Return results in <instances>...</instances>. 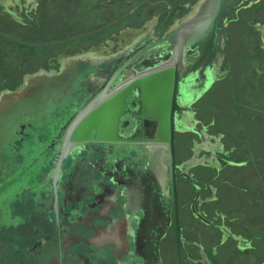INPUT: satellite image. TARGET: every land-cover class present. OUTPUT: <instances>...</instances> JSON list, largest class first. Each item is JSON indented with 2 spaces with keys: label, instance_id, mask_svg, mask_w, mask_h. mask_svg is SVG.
Returning a JSON list of instances; mask_svg holds the SVG:
<instances>
[{
  "label": "water",
  "instance_id": "obj_1",
  "mask_svg": "<svg viewBox=\"0 0 264 264\" xmlns=\"http://www.w3.org/2000/svg\"><path fill=\"white\" fill-rule=\"evenodd\" d=\"M241 1L209 0L199 7L197 40L186 45L195 56L171 61L155 57L153 48L139 59L147 70L137 64L116 69L90 96L59 92L54 83L42 82L25 97L39 91L43 105L36 102L22 114L13 105L3 108L0 120L10 121L0 125V203L12 208L6 213L17 223L0 228V249L10 253L0 264H70L68 259L73 264H148L159 259L167 229L162 228L171 215L165 203L170 205L177 190L173 167L167 179L149 170L151 150L174 144L175 130L183 131L193 104L224 75L226 53L234 78L226 20ZM74 83L78 88L79 81ZM47 101L54 105L49 112ZM26 114L30 121L16 128L14 121ZM154 129L155 138L143 140ZM11 227L18 230L17 239L5 233Z\"/></svg>",
  "mask_w": 264,
  "mask_h": 264
},
{
  "label": "flooded vegetation",
  "instance_id": "obj_2",
  "mask_svg": "<svg viewBox=\"0 0 264 264\" xmlns=\"http://www.w3.org/2000/svg\"><path fill=\"white\" fill-rule=\"evenodd\" d=\"M208 1L0 0V114L42 82L90 96L116 69L137 64L147 70L139 59L153 48L155 57L171 61L195 56L186 45L196 42V15ZM226 21L234 78L225 52L224 75L193 104L183 131L175 130L174 152L171 143L151 150L149 170L167 179L173 167L177 192L165 203L171 215L160 257L148 264H264V103L247 64L238 70L249 82H242L247 90L240 99L234 64L249 40L262 55L253 59L254 70L264 76V0H242ZM6 42L43 50L17 52ZM7 51L23 54L7 60ZM230 79L235 101L226 99V85L218 86ZM155 129L143 140L155 138Z\"/></svg>",
  "mask_w": 264,
  "mask_h": 264
},
{
  "label": "rangeland",
  "instance_id": "obj_3",
  "mask_svg": "<svg viewBox=\"0 0 264 264\" xmlns=\"http://www.w3.org/2000/svg\"><path fill=\"white\" fill-rule=\"evenodd\" d=\"M7 45H10V46H13L14 48H16L15 51L17 52H29L31 54H35L43 49L41 48H33V47H29V46H22L20 44H17V43H12V42H6ZM252 42L249 41V40H246V45L244 46V49L245 51L243 52V54L241 55H238L236 57V59L234 58V64H235V77H236V81H237V89H238V94H239V97L241 100H244L246 98V90L247 88L244 87V82L248 83L245 78L241 77L240 76V73L238 72V70L241 72L242 71V68L244 66H246V64L248 65L247 67V70H248V77H252L253 79V86L254 87V92L257 93V97H259V99L257 100H260L261 102L264 103V76L259 78L258 75L256 74L255 72V68L257 67L256 64L254 63V60L253 59H256L257 56L256 54H259V52L255 51L253 49V46L251 45ZM12 48V47H10ZM23 53H19L18 55H21ZM255 54V55H254ZM18 55H16V57H14V59L17 61L18 59ZM10 57H12L9 52L7 51V54L5 55V58L8 60V59H11ZM12 57V58H13ZM262 55L259 56V58H261ZM242 58V59H241ZM241 59V60H240ZM242 61V62H241ZM233 63V61H232ZM262 63V62H260ZM245 77H247V73H246V70H245ZM257 77V78H256ZM243 82V83H242ZM243 84V85H242ZM224 85H226V99L227 100H230V101H235L238 97V94H236V88H235V84L233 82L232 79L228 80L227 82H220L218 83V86L219 87H224ZM251 87V88H252ZM39 90V89H38ZM45 90L48 92V94L51 96V97H54L56 95H54L53 91L51 89H48V88H45ZM218 91V89H217ZM35 97H31V99L25 97V96H20L19 99H17L15 102H13V108H15L17 110V112H20V114H22L24 111H26L27 113H29V106L33 105V104H36V102H40L44 104V102L42 101V98L41 96H39V91L33 93ZM42 94H45V93H42ZM41 94V95H42ZM237 96V97H236ZM238 97V98H239ZM29 99L30 103L28 104L26 102V100ZM48 105L46 107V110L47 112H49V110H53L54 108V105H53V102L52 101H47ZM41 104V105H43ZM46 105V104H45ZM42 109V107H41ZM19 114V115H20ZM31 118L27 117V114L26 116H19V118L17 120H15V126L16 128L17 127V123L19 122H24L26 123V121H30ZM48 120V119H47ZM47 120H39V122L41 124L45 123ZM10 120L8 118H5L2 119V121L0 120V125H2L1 127L3 128L4 125H6ZM1 128V129H2ZM0 135H1V132H0ZM0 141H2V139L0 138ZM5 147V146H4ZM0 148H1V143H0ZM10 209H12L11 207L9 208L7 205H4V204H1L0 203V228L1 226H6L7 224H16L17 223V220H13L10 216V213H6L7 211H9ZM5 213V214H4ZM18 228V227H17ZM16 228H5V233L6 234H10V236L14 237L17 239V236H18V230H15ZM5 250H12V248L10 247H6ZM4 250V251H5ZM5 254V255H4ZM4 254L2 253L1 249H0V259L4 260L5 258H7L8 256H10V253L8 251L4 252ZM6 254H8L6 256ZM66 256V252L64 254ZM79 261V260H78ZM66 263H70V264H73V259H68L66 260Z\"/></svg>",
  "mask_w": 264,
  "mask_h": 264
}]
</instances>
